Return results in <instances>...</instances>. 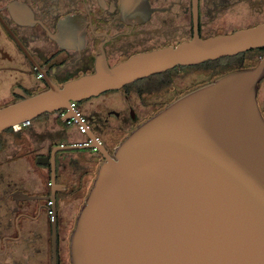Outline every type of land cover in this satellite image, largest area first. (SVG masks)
Segmentation results:
<instances>
[{"label":"water","instance_id":"obj_1","mask_svg":"<svg viewBox=\"0 0 264 264\" xmlns=\"http://www.w3.org/2000/svg\"><path fill=\"white\" fill-rule=\"evenodd\" d=\"M264 46V24L139 54L0 110V133L176 66ZM264 58L175 98L102 162L71 240L73 264H264Z\"/></svg>","mask_w":264,"mask_h":264},{"label":"flooded vegetation","instance_id":"obj_2","mask_svg":"<svg viewBox=\"0 0 264 264\" xmlns=\"http://www.w3.org/2000/svg\"><path fill=\"white\" fill-rule=\"evenodd\" d=\"M260 24L264 0H0V110L102 63L113 68L196 35ZM246 53L243 68L257 66L264 46ZM186 67L71 100L0 133V264H73L72 235L100 165L151 116L203 84L178 90L174 76L199 69ZM257 100L264 118V78Z\"/></svg>","mask_w":264,"mask_h":264},{"label":"trees","instance_id":"obj_3","mask_svg":"<svg viewBox=\"0 0 264 264\" xmlns=\"http://www.w3.org/2000/svg\"><path fill=\"white\" fill-rule=\"evenodd\" d=\"M249 53L246 54H241L238 57H232V58H225L223 60L220 61H212V62H207L204 63L202 65H198V66H192V67H186L189 69H195V68H199V69H204V70H211L214 72L213 75H211L210 79L225 74L229 71H232L234 69L237 68H243L246 66V58L248 56ZM176 70L171 71V74L173 72H175Z\"/></svg>","mask_w":264,"mask_h":264},{"label":"rangeland","instance_id":"obj_4","mask_svg":"<svg viewBox=\"0 0 264 264\" xmlns=\"http://www.w3.org/2000/svg\"><path fill=\"white\" fill-rule=\"evenodd\" d=\"M246 64H250V63L246 62ZM212 74H214V72L210 73L209 70H204V69H195L189 72L182 71L174 76L175 77V87H177L178 90L179 89L180 90L189 89L191 87L199 85V83L201 82L203 83L206 82L207 79L210 78ZM177 88L175 89L177 90Z\"/></svg>","mask_w":264,"mask_h":264},{"label":"built area","instance_id":"obj_5","mask_svg":"<svg viewBox=\"0 0 264 264\" xmlns=\"http://www.w3.org/2000/svg\"><path fill=\"white\" fill-rule=\"evenodd\" d=\"M80 132H81V133H85V129H84V127H82V126L80 127Z\"/></svg>","mask_w":264,"mask_h":264}]
</instances>
